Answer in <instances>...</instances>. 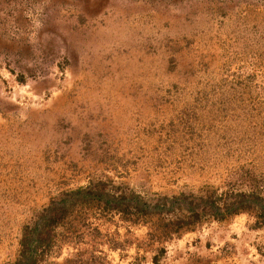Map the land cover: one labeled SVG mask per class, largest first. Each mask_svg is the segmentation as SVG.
Instances as JSON below:
<instances>
[{"label":"rangeland","instance_id":"374dc122","mask_svg":"<svg viewBox=\"0 0 264 264\" xmlns=\"http://www.w3.org/2000/svg\"><path fill=\"white\" fill-rule=\"evenodd\" d=\"M259 205L264 0H0V264H264Z\"/></svg>","mask_w":264,"mask_h":264},{"label":"trees","instance_id":"16d2710c","mask_svg":"<svg viewBox=\"0 0 264 264\" xmlns=\"http://www.w3.org/2000/svg\"><path fill=\"white\" fill-rule=\"evenodd\" d=\"M22 78L19 77V81L22 82ZM67 198L62 200V201H59L58 203L55 202L57 205L58 204H64L66 201H72V200H75V201H79V202H86V201H103L105 203V205H109V204H112L115 205L113 206L112 209H115L116 211H118L120 213V215H127L128 213H130L129 211H131L132 209L134 211H141V208L144 207V208H149V204L147 203H144V204H141V200H138L136 198H132L131 200H129L125 194H120L116 197H114L113 195L110 196V195H107L108 197H106L105 195H103L100 190H93V191H89V190H86V189H81V188H78L70 193L67 194ZM111 197V198H110ZM114 199H113V198ZM175 204V200H171L169 202V205L165 208L164 205H152V209L153 210H170L172 209L173 205ZM259 207H261L262 209V212H263V217H264V206L262 207L261 205H259ZM130 208V209H129ZM236 207H231L230 209L226 210L225 212L229 213L231 210H234ZM132 212V211H131ZM264 221V220H263ZM22 244V242H21ZM28 249L30 247L29 244L25 245ZM162 252V251H161Z\"/></svg>","mask_w":264,"mask_h":264}]
</instances>
